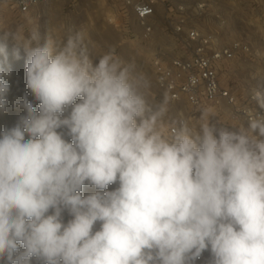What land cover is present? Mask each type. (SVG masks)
I'll return each instance as SVG.
<instances>
[{"label":"clouds","instance_id":"9594fccd","mask_svg":"<svg viewBox=\"0 0 264 264\" xmlns=\"http://www.w3.org/2000/svg\"><path fill=\"white\" fill-rule=\"evenodd\" d=\"M9 38L39 106L25 96L0 131V264H195L206 250L209 264H264V112L165 127L142 78L111 54L94 60L79 34ZM0 56L3 111L2 44Z\"/></svg>","mask_w":264,"mask_h":264},{"label":"rangeland","instance_id":"374dc122","mask_svg":"<svg viewBox=\"0 0 264 264\" xmlns=\"http://www.w3.org/2000/svg\"><path fill=\"white\" fill-rule=\"evenodd\" d=\"M167 1L172 7L187 3L191 22L205 32L216 33L221 45L228 46L234 42L248 44L249 55L240 54L235 60L220 65V79L224 87L233 89L240 97L252 92L264 94V0ZM200 3H205L207 7L204 14L198 17L194 10ZM156 22L157 29L152 39L145 40L134 17L126 13H114L106 2L94 5L90 0H47L33 7L30 12L23 13L19 0H0V44L6 46L7 60L11 65V75L5 77L10 90L6 97L7 106L0 111V131L13 127L19 117L25 114V110L18 107L25 96L35 108L39 106L26 84L27 54L23 48L17 52L11 38L4 40L5 32H19L25 38L38 32L41 43L51 39L57 46L66 43L70 36L79 34L82 46L94 60L104 54H111L122 66L130 67L133 75L141 77L149 103L166 109L162 117L163 125L173 126L188 115L189 109L184 104L174 105L167 100L157 86L152 63L160 49L166 51L169 58L180 55L182 51L173 31V18L168 19L163 7L159 10ZM0 60H3V56H0ZM207 116L218 126L234 127L244 123L226 111L208 112ZM200 122L201 119L197 118L189 123L198 125ZM117 186L109 185L108 189L113 190ZM91 191L93 189L86 183L82 195L86 196ZM62 215L65 223L72 219L67 210ZM98 228L99 224L94 231ZM210 260L211 254L206 250L195 264H209Z\"/></svg>","mask_w":264,"mask_h":264},{"label":"built area","instance_id":"2783aa9c","mask_svg":"<svg viewBox=\"0 0 264 264\" xmlns=\"http://www.w3.org/2000/svg\"><path fill=\"white\" fill-rule=\"evenodd\" d=\"M46 1L19 0V7L23 13H28ZM90 1L94 5L106 2L114 13L134 17L145 40L152 39L156 32L160 8L166 10L169 20L173 18V31L182 52L169 58L167 52L160 49L155 54L152 67L157 86L167 100L174 105L184 104L189 109L188 115L174 125L219 111H226L234 119L245 123L249 114L264 112L263 93L252 92L240 97L233 89L224 87L220 79V65L235 60L240 54L249 55L248 44L234 42L228 46L221 45L216 33L205 32L191 22L187 3L172 7L167 0ZM206 7L205 3L197 4L195 15L201 17Z\"/></svg>","mask_w":264,"mask_h":264}]
</instances>
